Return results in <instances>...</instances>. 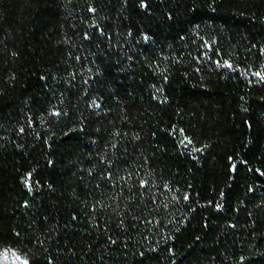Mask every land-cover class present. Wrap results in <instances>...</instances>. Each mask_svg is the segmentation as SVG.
<instances>
[{
	"label": "trees",
	"instance_id": "1",
	"mask_svg": "<svg viewBox=\"0 0 264 264\" xmlns=\"http://www.w3.org/2000/svg\"><path fill=\"white\" fill-rule=\"evenodd\" d=\"M0 264H264V0H0Z\"/></svg>",
	"mask_w": 264,
	"mask_h": 264
}]
</instances>
